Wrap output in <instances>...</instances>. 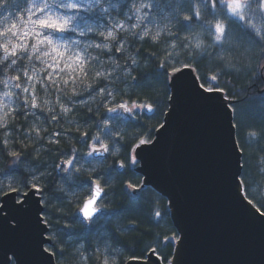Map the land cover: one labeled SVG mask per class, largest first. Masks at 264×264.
<instances>
[{"label":"clouds","instance_id":"obj_1","mask_svg":"<svg viewBox=\"0 0 264 264\" xmlns=\"http://www.w3.org/2000/svg\"><path fill=\"white\" fill-rule=\"evenodd\" d=\"M144 3L132 0L120 15V5L110 0H95V5H82L79 0H0V139L8 141L0 162L7 157L15 165L27 158L33 166L31 161L37 160L33 148L41 152L43 146L36 145L48 139L46 124L59 118L58 127L75 132L77 117L89 107L85 101L94 98L90 107L95 112L102 99L99 91H93L97 85L103 83V90L118 92L137 70L163 72L160 64H197L213 55L214 38L209 42L207 33L198 38V28L189 32L180 30L179 23L156 24L155 17L146 15L137 19L136 14L143 15ZM40 8L44 12L36 19L54 15L67 21V27L60 31L34 26L32 12ZM97 11L107 18V24L81 23V14ZM68 32L74 35H58ZM141 48L151 55L143 57ZM215 58L225 67L239 59L234 53L225 59L216 53ZM21 119L31 138L19 131ZM16 145L22 155L13 159L8 153L17 151ZM260 164L264 165V157ZM259 171L264 173V167ZM51 188L56 191L57 186Z\"/></svg>","mask_w":264,"mask_h":264},{"label":"snow or ice","instance_id":"obj_2","mask_svg":"<svg viewBox=\"0 0 264 264\" xmlns=\"http://www.w3.org/2000/svg\"><path fill=\"white\" fill-rule=\"evenodd\" d=\"M253 4H255V11L253 10ZM221 5L222 7H220ZM141 8L143 15L136 14L137 19H144L145 15L149 19L159 16V19L154 21L156 24L179 23L181 29L189 32H193L194 29L198 28L200 32L195 33L198 38L203 33H207L214 38L213 45L219 49L218 57L220 59H225L233 47L240 42L236 40L237 33L234 30L237 20L240 21V31L250 41L253 43L257 41L264 42V0H199V3L196 0H188V2L186 0H167L166 7L153 2H145L141 5ZM149 9L153 10L151 14L148 12ZM43 12V8L33 10L32 15L35 18H33L32 23L34 26L60 31L67 27V21H61L54 15H45L43 19H36ZM229 13L232 17H235V20L228 19ZM209 17H211V20L208 19ZM257 17L259 21H257ZM147 22L145 20V23ZM169 65L166 67L164 64H160L159 68L163 69V72H152L148 78L147 87L151 89L152 96L141 98L138 92L133 91V89H143L145 87L136 77H131V81H137L135 85H128L125 82L126 86L118 92H114L111 88L106 91L103 90L105 88L103 83L93 89L94 92L99 91L102 97L100 103L96 106V111L93 112L90 107L94 98L93 101H85L89 105L86 109L89 113L88 120H85L84 125H81L78 121L76 122L75 132L79 134L82 143L86 145V151H80L75 147L66 151L61 150L62 137L71 132L68 129L48 133L47 143L56 146L55 149H48V152L50 154L53 151L59 152L60 157H65L63 159L57 157V160L52 164V168L60 174L62 180V183L57 186L56 192L65 193L66 196L51 197L52 188L45 180L50 173L34 166L25 167L24 172L21 173V178L14 175L19 169L20 163L15 164V168L0 172V196L7 197L11 195L13 205H18L15 209L18 213L32 212L34 228L42 237L40 242L41 254L44 259L50 260L52 264H54L52 257L56 256V252L53 251L55 245L52 248L43 246L46 229L52 228L54 224H59L65 230L74 229V225L77 223L83 225V227L91 228L103 219L105 225L109 222H116L114 230L122 231L118 223L119 219L134 210L131 205L112 209L101 206L103 201L108 198L113 182L111 172H101L98 167L102 166L109 157L120 156L123 152L128 160L129 170H134L140 162V150L150 144H155L156 141L152 139L151 132L157 131V129L155 127L148 128L147 124L141 123L138 110L139 112L148 111L158 114L160 112L159 100L161 96H165L169 101L173 99L175 93L172 96H167V88L169 86L174 88L181 86L186 72L192 73L201 93H207L208 97L219 96L223 100L230 101L231 98L226 95L228 90L219 84V74L213 72L205 74L201 78L193 71L192 62H182L177 66L176 62L170 61ZM209 82H211V86H209ZM125 96L128 97L127 100L124 99ZM225 108L231 113L230 123L232 124L237 117L236 109L230 102L225 104ZM101 109H103V116L94 125L97 132L93 134L84 130L89 120L94 119L96 112H100ZM169 112H171V109H169ZM109 113L112 115H107ZM125 113L128 114L127 119L123 116ZM16 115L24 116L26 113L17 112ZM53 122L59 124L60 120L56 118ZM9 127L14 126L9 125ZM165 127V124L159 125L160 130ZM101 129L104 130L103 134H101ZM133 129L135 131H132ZM19 130L25 132L26 137L31 138L30 133L24 128ZM252 135H255V133H252ZM7 143V140L0 139V154L5 152ZM32 151L36 152V159L40 160L41 152H38L36 148H33ZM101 152L106 155L100 160L84 159L85 156L93 157ZM8 155L15 159L22 154L17 150L9 152ZM119 167L125 168L123 161L120 162ZM240 167H244L243 161L240 163ZM120 175L123 176L126 173ZM242 177V175L237 176L235 179L241 197H246V184ZM125 187L132 189L133 192L137 189V185L130 182ZM145 188H147V185H145ZM77 189L83 195H80ZM128 195L130 201L134 199L133 193H128ZM33 197H36L34 208L32 205ZM53 199L59 200L60 203L54 205L52 203ZM254 201L252 198L244 199V203L247 205H253ZM259 207L264 209V204L259 203ZM255 210V207H253V211ZM2 211L0 209V213ZM101 213L107 215L101 216ZM257 214L262 215L259 212ZM164 215L166 216L167 213ZM52 216L56 217L55 220L50 219ZM154 216L159 217L161 221L164 220V216L159 211H156ZM13 218L15 219V217ZM19 225L20 220H17V228H10V230L17 231ZM78 238L82 239L81 237ZM48 239H52L51 235L48 236ZM171 239H176V237L173 236ZM84 247V243H80L77 251L84 249ZM93 253L99 255V264H115V261L110 259L111 250L108 241L104 243L103 249L98 246L93 249ZM152 255H156L155 250L152 251ZM84 259L87 260L88 258L84 257ZM7 264H12V261L8 260Z\"/></svg>","mask_w":264,"mask_h":264},{"label":"water","instance_id":"obj_3","mask_svg":"<svg viewBox=\"0 0 264 264\" xmlns=\"http://www.w3.org/2000/svg\"><path fill=\"white\" fill-rule=\"evenodd\" d=\"M173 93L171 112L168 109L163 120L166 127L157 130L154 145L140 150L136 169L143 186L168 200L179 234L170 264H264V213L244 203L246 197H241L235 179L243 168L235 124L225 108L232 102L201 93L187 72L181 86H170V96ZM105 155L101 152L93 158ZM12 201L9 195L0 203V264L8 260L52 264L41 254L42 237L34 228L32 212L18 213ZM17 220L18 230L11 231L17 228ZM48 232L43 237L45 248L52 244ZM52 260L57 264L55 257ZM147 260L126 264H163L152 252Z\"/></svg>","mask_w":264,"mask_h":264},{"label":"trees","instance_id":"obj_4","mask_svg":"<svg viewBox=\"0 0 264 264\" xmlns=\"http://www.w3.org/2000/svg\"><path fill=\"white\" fill-rule=\"evenodd\" d=\"M110 2L112 4H119L120 15H123L124 10L129 8L132 0H110ZM145 2H153L162 7H166L167 4V0H145ZM196 2L199 3V0H196ZM253 10L255 11V4H253ZM148 12L151 14L153 10L149 9ZM2 14L0 13V15ZM156 19H159V16ZM208 19L211 20V17ZM228 19L235 20V17H232L229 13ZM83 22L107 24L108 21L106 17L100 15L99 11H97L94 15L81 14V23ZM180 30L183 29L180 27ZM234 30L237 33L236 40L240 42L233 47L229 54L234 53L239 58L238 60L233 61L231 65L225 67L221 61L215 58L219 49L213 48L210 49V52L213 54L212 56L199 61L197 64L192 63V68L201 78L205 74L217 73V69L222 68V71L219 72V84L228 90L226 95L231 98L230 101L237 112L234 124L237 142L242 152V161L244 163L241 175L246 184V198L254 199L253 205L264 213V209L259 207V203L264 204V173L259 171L260 167H264V165L260 164V158L264 157V42L257 41L253 43L247 36H244L240 31V21L238 20L234 25ZM66 35L72 37L74 33L68 32ZM205 38L211 42L212 37L210 35H206ZM140 52L143 57L149 56L150 53L145 51V48H141ZM151 73L148 69L137 70L134 73L137 80L145 85L143 89H133L134 92H138L141 98L152 96L151 89L147 87L148 78ZM136 82L133 80L127 82V84L135 85ZM125 86L126 84L123 85V87ZM209 86H211V82H209ZM167 96H170V87L167 88ZM124 99L127 100L128 97L125 96ZM159 104L160 112L158 114L138 111L140 122L147 124L148 128L155 127L158 130L159 125L163 124L165 114L169 109V100L162 95ZM107 115L112 114L109 113ZM102 116L103 111H100L95 115L94 119L89 120L84 130L95 134L97 129L94 125ZM88 117L89 113L84 110L77 117V121L81 125H84ZM19 123L21 128H24V121L22 119ZM46 127H48V131L44 133L45 137H48V133H55L65 129L58 127L56 122H52L51 125L46 124ZM100 131L103 134L104 130L101 129ZM132 131H135V129ZM156 132H151L153 140L155 139ZM252 133H256V135H252ZM41 145L43 146L41 159L32 160L31 163L34 167L50 173L45 178L48 185L59 186L62 183L61 176L53 170L52 164L57 160V157H60V153L53 151L50 154L48 152V149H55L56 146L49 145L47 139L40 141L36 146L41 147ZM73 147L80 151L87 150L79 134L71 131L62 137L60 148L62 151H66ZM16 148L19 150V145H16ZM60 158L63 159L65 157ZM8 159L6 157L4 162H0V172L16 167V165L9 164L7 162ZM84 159L94 160L92 157L87 156ZM121 161L125 164V168H122V170L119 167ZM27 166L29 165L27 158H25L14 175L17 178H21V173L24 172ZM138 166L139 164L135 166L134 170H129L128 160L122 152L120 156L109 157L102 166L98 167V170L101 172L106 173L110 171L113 182L109 196L103 201L101 206H107L109 209H112L131 205L134 210L126 213L119 219L118 223L122 231L114 230L116 222H109V224L105 225L103 219L91 228L83 227V225L77 223L74 225V229L65 230L59 224H54L47 234V236L51 235L52 244L47 245L46 248H52L55 245L53 251L56 252L55 260L57 264H99L100 257L99 255H94L93 249L98 246L103 249L106 241L110 244V259L115 261V264H126L130 260H146L153 250H155L156 255L163 264L171 263L179 234L171 219L168 200L153 188L149 186L145 188L143 186V177L136 171ZM121 173H126V175L122 176L120 175ZM129 182L137 185V189L133 193L134 199L131 201L128 195L130 189L125 187ZM77 191L80 195H83L79 189ZM64 196H66L65 193L56 191H52L51 194V197ZM2 197L0 196V202ZM52 203L57 205L60 201L53 199ZM156 211H159L164 216L163 221L159 217L154 216ZM165 213H167L166 216L164 215ZM103 215L107 214L102 213L101 216ZM55 218V216L50 217L53 220ZM69 235L73 236L70 237ZM173 236L176 239L170 240ZM80 243H84L85 247L77 251ZM84 257L88 259L85 260Z\"/></svg>","mask_w":264,"mask_h":264},{"label":"rangeland","instance_id":"obj_5","mask_svg":"<svg viewBox=\"0 0 264 264\" xmlns=\"http://www.w3.org/2000/svg\"><path fill=\"white\" fill-rule=\"evenodd\" d=\"M92 3V4H94L95 3V0H93V1H87V0H81V1H79V3L80 4H82V5H87V4H89V3ZM35 18V17H34ZM80 19H81V17H80ZM257 21H259V18L257 17ZM58 35H60L61 36V38H64V37H68V35H66V33H63V34H58ZM139 111V110H138ZM111 114V113H110ZM133 154H135V153H133ZM139 164H140V162H139ZM135 192V191H134ZM133 192V190L132 189H130V193H134ZM148 261V260H147Z\"/></svg>","mask_w":264,"mask_h":264},{"label":"bare ground","instance_id":"obj_6","mask_svg":"<svg viewBox=\"0 0 264 264\" xmlns=\"http://www.w3.org/2000/svg\"><path fill=\"white\" fill-rule=\"evenodd\" d=\"M172 263H174V262H172Z\"/></svg>","mask_w":264,"mask_h":264}]
</instances>
